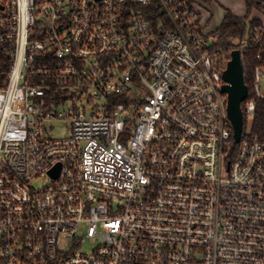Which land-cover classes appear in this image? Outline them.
<instances>
[{"label":"built area","instance_id":"built-area-1","mask_svg":"<svg viewBox=\"0 0 264 264\" xmlns=\"http://www.w3.org/2000/svg\"><path fill=\"white\" fill-rule=\"evenodd\" d=\"M154 1L0 0V264H264V140L221 91L249 40Z\"/></svg>","mask_w":264,"mask_h":264},{"label":"trees","instance_id":"trees-1","mask_svg":"<svg viewBox=\"0 0 264 264\" xmlns=\"http://www.w3.org/2000/svg\"><path fill=\"white\" fill-rule=\"evenodd\" d=\"M202 1L208 3V0ZM242 1H244L246 7L244 19L241 20L228 11L222 24L210 36L215 40L213 46L215 48L221 47L225 51H229L230 47H238L245 38L249 40L248 46L241 54L244 62V75H246L245 84L249 91V97H251L254 69L264 67V33L262 32L256 39L262 21L259 19L248 22L247 20L251 15V11L262 10L263 2L262 0ZM152 4L155 5L156 2L152 0ZM156 12L162 16L158 8ZM148 19L151 20L150 17ZM255 105L256 109L251 117L243 116V130L246 136L262 141L264 140V98L255 99Z\"/></svg>","mask_w":264,"mask_h":264},{"label":"water","instance_id":"water-1","mask_svg":"<svg viewBox=\"0 0 264 264\" xmlns=\"http://www.w3.org/2000/svg\"><path fill=\"white\" fill-rule=\"evenodd\" d=\"M229 63L225 71L222 73L223 81L225 85L221 91L228 96V118L233 126V136L236 141L241 138V132L243 130V113L240 104L246 99L248 90L244 83L243 66L241 60V54L239 50H233L230 53ZM57 169V167H56ZM53 176H57L58 172L51 171Z\"/></svg>","mask_w":264,"mask_h":264},{"label":"crops","instance_id":"crops-1","mask_svg":"<svg viewBox=\"0 0 264 264\" xmlns=\"http://www.w3.org/2000/svg\"><path fill=\"white\" fill-rule=\"evenodd\" d=\"M193 2L198 8L200 5L202 6L203 1L193 0ZM205 5V10L200 7L198 10L201 23L204 25L205 31L208 34H212L216 31V29L222 24L228 11L241 20L246 16V7L242 0H208V3H205ZM250 14L251 15L247 20L248 22L262 19V15L259 11L253 10Z\"/></svg>","mask_w":264,"mask_h":264},{"label":"rangeland","instance_id":"rangeland-1","mask_svg":"<svg viewBox=\"0 0 264 264\" xmlns=\"http://www.w3.org/2000/svg\"><path fill=\"white\" fill-rule=\"evenodd\" d=\"M205 3L202 2V6L200 5L199 7L205 10ZM198 7V8H199ZM157 9V5L152 4L151 6L144 7V6H138L137 9L135 10V14H141L145 15L146 13H152L155 12ZM258 88L260 90V94L264 97V73L261 76V79L259 81ZM253 93V90L251 91ZM70 130V126L67 124H53L51 125L49 129V133L47 134L48 138L49 137H54V138H60L64 137L65 135H68ZM92 247L88 242H85L82 244V251L85 253H89L91 251Z\"/></svg>","mask_w":264,"mask_h":264}]
</instances>
